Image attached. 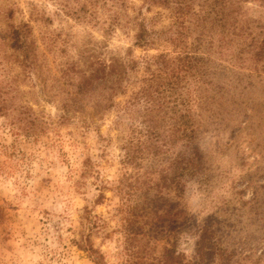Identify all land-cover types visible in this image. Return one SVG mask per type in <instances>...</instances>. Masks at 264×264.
Wrapping results in <instances>:
<instances>
[{
  "label": "rangeland",
  "instance_id": "rangeland-1",
  "mask_svg": "<svg viewBox=\"0 0 264 264\" xmlns=\"http://www.w3.org/2000/svg\"><path fill=\"white\" fill-rule=\"evenodd\" d=\"M175 1L0 0V264H93L87 240L104 264H264V3ZM159 53L189 62L179 85ZM150 72L179 110L137 150L145 102L123 105Z\"/></svg>",
  "mask_w": 264,
  "mask_h": 264
},
{
  "label": "trees",
  "instance_id": "trees-1",
  "mask_svg": "<svg viewBox=\"0 0 264 264\" xmlns=\"http://www.w3.org/2000/svg\"><path fill=\"white\" fill-rule=\"evenodd\" d=\"M152 3H160L162 5L169 4V0H149ZM175 1V0H174ZM176 4H178V12L183 13L185 3L182 0H176ZM264 3V0H262ZM27 27V24L23 25H11L10 31H11V39L13 42V47H17L20 50L24 49V65L29 64V55H28V46L26 43V39L24 38L25 28ZM147 43V31L142 25L140 30L136 34V44L139 45H145ZM262 49V50H261ZM259 51V55H264L262 52H264V48H261ZM182 57H175V58H169L165 53H159L158 55L153 56V58L147 59V68L150 70V65L155 64L158 68V71L169 74L171 79L167 82L169 86L172 85H179L181 83V73L187 72L189 66V62L183 60ZM32 61V60H31ZM101 70V76L99 75V69L96 70L94 74L91 76H84L81 85H88L92 84L94 80H97L98 78H103L108 75V73L115 72V66L114 64H103ZM151 78L145 79V83L143 86H141L137 91H135L132 96H130V99L123 105V111L128 112L132 105H136L139 103V101L145 102V109L144 113L142 114V120L144 123V128L141 130V136L145 140L139 141L137 145V150H143V149H151V148H158L160 145L154 140L153 137H157L159 133V127L161 125L159 119V116L162 119H165L167 114L170 111L177 113L179 109H177L176 106L171 107H165L167 101L166 99V89L163 87L162 84H153V74ZM156 76V75H154ZM122 83H119V89L121 90ZM162 98V99H161ZM174 100L177 99V95L174 97ZM187 106H185L184 111L179 113V117L182 118V130L181 135L183 138L188 140L191 137V133L193 130L190 128L189 125H187L188 121L186 118L189 117V113L187 111ZM187 111V113H186ZM66 115L65 113H62L59 115V117L63 118ZM30 118V116H27ZM25 130H29V127H24ZM160 136V135H159ZM140 138V137H139ZM163 142L167 143L169 140L163 139ZM163 143V145L165 144ZM162 145V146H163ZM126 160H134L136 157L134 155V151L136 150V146L131 144V142L126 146ZM192 155L195 154V152H191ZM135 156V157H134ZM191 160L192 158L188 157L186 159V168L189 169L191 166ZM200 235L197 239L195 245H196V251L200 254L204 253H214L215 249L219 247L217 243L213 241L214 239V230L211 229V227L204 225L200 228ZM208 244V246H207ZM218 245V246H217ZM217 246V247H215ZM84 249L88 252V256L90 257L93 264H104V256L102 252L99 249H96L93 247V245L87 240L84 244Z\"/></svg>",
  "mask_w": 264,
  "mask_h": 264
}]
</instances>
